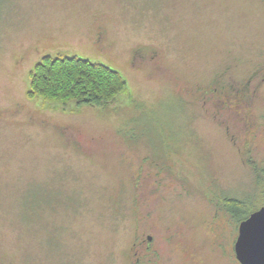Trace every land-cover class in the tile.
Segmentation results:
<instances>
[{
	"label": "rangeland",
	"instance_id": "obj_1",
	"mask_svg": "<svg viewBox=\"0 0 264 264\" xmlns=\"http://www.w3.org/2000/svg\"><path fill=\"white\" fill-rule=\"evenodd\" d=\"M58 53L128 90L74 113L30 98ZM219 76L250 100L204 94ZM224 197L264 206V0H0V264H239Z\"/></svg>",
	"mask_w": 264,
	"mask_h": 264
},
{
	"label": "trees",
	"instance_id": "obj_2",
	"mask_svg": "<svg viewBox=\"0 0 264 264\" xmlns=\"http://www.w3.org/2000/svg\"><path fill=\"white\" fill-rule=\"evenodd\" d=\"M127 90V78L107 64L58 53L45 55L31 70L28 96L58 104L59 109L74 113L84 106L107 110ZM71 104L73 109L67 110ZM222 200V209L231 212L239 223L255 211L241 217L240 212L246 207L244 202L231 197Z\"/></svg>",
	"mask_w": 264,
	"mask_h": 264
},
{
	"label": "water",
	"instance_id": "obj_3",
	"mask_svg": "<svg viewBox=\"0 0 264 264\" xmlns=\"http://www.w3.org/2000/svg\"><path fill=\"white\" fill-rule=\"evenodd\" d=\"M234 253L239 264H264V206L240 222Z\"/></svg>",
	"mask_w": 264,
	"mask_h": 264
},
{
	"label": "flooded vegetation",
	"instance_id": "obj_4",
	"mask_svg": "<svg viewBox=\"0 0 264 264\" xmlns=\"http://www.w3.org/2000/svg\"><path fill=\"white\" fill-rule=\"evenodd\" d=\"M139 55V53L136 52V57ZM143 56H149L148 54H140ZM250 78L244 82L243 86H240L236 91L233 89V87L230 83H228L224 77H218L212 80L210 85L203 89L204 94H212L215 98H221L222 100H235L236 105H242L243 103H247L250 100L251 94L249 92L250 90ZM239 228V227H238ZM138 236V235H137ZM179 236L177 233L169 234L167 239H174L175 237ZM155 235L150 232H145L144 234L137 237V240L134 242V248H135V254L138 252V248L142 247V250L149 251L154 248V241H155ZM133 248V250H134ZM140 251V250H139ZM137 256V255H136ZM137 262L141 263L142 261V254L140 256H137Z\"/></svg>",
	"mask_w": 264,
	"mask_h": 264
}]
</instances>
